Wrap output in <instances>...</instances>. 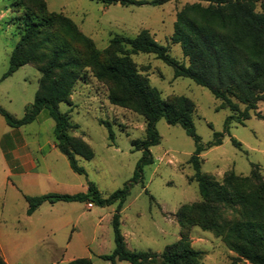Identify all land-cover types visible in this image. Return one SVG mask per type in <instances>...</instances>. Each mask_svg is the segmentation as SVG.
Wrapping results in <instances>:
<instances>
[{"label": "rangeland", "instance_id": "374dc122", "mask_svg": "<svg viewBox=\"0 0 264 264\" xmlns=\"http://www.w3.org/2000/svg\"><path fill=\"white\" fill-rule=\"evenodd\" d=\"M44 1L50 12L71 19L96 50H105L115 35L132 38L146 30L156 42L168 47L172 58L187 65L180 44L171 43L170 38L176 13L196 0H171L161 5L135 0L147 3L125 6L95 0ZM10 2L0 0V107L21 118L25 107L33 102L40 73L35 64L24 65L2 80L21 32L13 19L16 14L9 9ZM129 57L141 77L164 100L183 95L193 102V129L201 145L206 146L219 135L216 137L221 143L199 155L202 173L221 181L229 171L238 176L258 171L264 180V101L250 111V118L233 117L225 127L226 118L233 113L227 108L216 109L220 100L207 89L188 78H174L172 68L153 54ZM107 58L105 54L103 61ZM110 87L109 81L84 67L71 90V105L59 104V111L68 113L76 126L68 130L69 135L83 139L93 151L91 160L77 159L84 175L74 173L56 148L54 122L45 111L20 126L19 134L3 139L7 146L0 148V247L7 251L12 264H66L72 258L87 257L92 264H111L98 255L110 254L114 248L111 216L117 203L101 205L88 195L82 201L44 202L27 215L24 199L47 193H86L88 182L96 187L100 198H105L131 181L141 157V151L134 150L131 143L145 137L146 123L130 108L111 105ZM100 122L109 123L112 140ZM155 128L159 142L149 149L152 163L142 167L139 180L130 186L120 211L119 229L128 251L160 254L180 240L182 228L177 212L184 205L201 202V196L197 183L190 180L194 172L189 161L196 148L194 140L182 127L169 125L163 119L156 122ZM11 129L0 115V142L4 131ZM232 139L240 143V148ZM24 144L26 147L21 148ZM231 212L223 209V217L231 219ZM188 230V245L202 253L199 264H249L212 231L197 225Z\"/></svg>", "mask_w": 264, "mask_h": 264}, {"label": "trees", "instance_id": "16d2710c", "mask_svg": "<svg viewBox=\"0 0 264 264\" xmlns=\"http://www.w3.org/2000/svg\"><path fill=\"white\" fill-rule=\"evenodd\" d=\"M103 4H145L135 0H95ZM171 0H151L161 5ZM258 5V9H257ZM9 9L16 14L14 21L21 30L19 40L10 53L8 68L2 79L19 67L34 65L40 73L38 87L24 115L15 118L2 107L0 115L5 124L19 128L36 119L46 109L54 122L55 146L68 161L70 169L84 175L78 158L91 160L90 146L81 138L69 135L76 128L68 113L59 111V104L70 106L71 90L84 67L111 84L108 101L111 105L130 108L145 120V137L133 140L134 150L141 151L133 177L122 188L100 198L96 187L88 182L86 193L61 195L47 193L24 196L31 215L42 203L85 200L88 195L97 198L101 205L117 203L111 216L114 248L110 254L98 255L111 264H199L201 252L188 245V229L197 225L220 237L229 249L249 264H264V180L258 171L249 176L226 172L221 181H215L199 169L200 153L221 143L215 139L206 146L193 129V102L180 95L164 100L159 91L142 78L130 59L138 53L153 54L173 70V77H184L207 89L220 104L216 109L227 108L233 115L225 120V127L233 117L250 118L257 103L264 101V0H196L186 4L175 17L171 43L180 44L187 65L172 58L168 47L156 42L146 30L135 37L115 35L108 47L99 51L93 42L82 34L68 17L50 12L44 0H11ZM107 54V60L103 61ZM243 105V109H239ZM258 113V112H257ZM257 117L259 114H255ZM179 125L196 143L190 157L193 174L191 181L198 185L201 202L184 205L177 212L182 231L180 240L168 245L160 253L128 251L119 229V215L132 183L139 180L142 167L152 163L150 147L159 142L155 128L158 120ZM113 139L109 123L100 122ZM234 146L240 143L232 139ZM232 212L231 219L223 217V209ZM0 264H5L0 257ZM66 264H92L89 258H76Z\"/></svg>", "mask_w": 264, "mask_h": 264}, {"label": "crops", "instance_id": "0c3cea01", "mask_svg": "<svg viewBox=\"0 0 264 264\" xmlns=\"http://www.w3.org/2000/svg\"><path fill=\"white\" fill-rule=\"evenodd\" d=\"M20 68V67H19ZM14 73V72H13ZM12 73V74H13ZM10 76V75H9ZM8 76V77H9ZM7 78V77H6ZM5 79V78H4ZM3 80V79H2ZM43 111H45V113H46V116L47 117H49V115H48V112H47V110L46 109H43V110H41L40 111V113L41 112H43ZM39 113V114H40ZM38 114V115H39ZM38 115L36 116V118L38 117ZM50 118V117H49ZM11 128V127H10ZM19 134V128H12L11 130H6V131H4V135L2 136L3 138L1 139V142H0V148H5L7 145H3V139L5 138V137H7L8 135H12V134ZM19 141H21V143H22V138H20L19 139ZM20 143V144H21ZM13 144H16L15 142H13ZM26 147V145L24 144V146H22L21 148H25ZM3 150V149H2ZM3 157H4V154H3ZM0 256L2 257V259L4 260V262H5V264H12L11 262H10V257H9V254L7 253V251H5L4 250V248L1 246L0 247ZM88 258V257H87ZM74 258H72L71 260H73ZM70 260V261H71ZM69 262V261H68ZM123 262H116L115 264H122Z\"/></svg>", "mask_w": 264, "mask_h": 264}, {"label": "built area", "instance_id": "2783aa9c", "mask_svg": "<svg viewBox=\"0 0 264 264\" xmlns=\"http://www.w3.org/2000/svg\"><path fill=\"white\" fill-rule=\"evenodd\" d=\"M89 205H91V204H89Z\"/></svg>", "mask_w": 264, "mask_h": 264}]
</instances>
